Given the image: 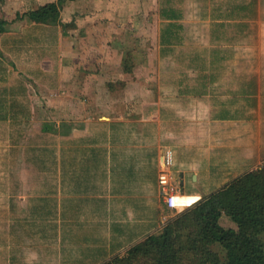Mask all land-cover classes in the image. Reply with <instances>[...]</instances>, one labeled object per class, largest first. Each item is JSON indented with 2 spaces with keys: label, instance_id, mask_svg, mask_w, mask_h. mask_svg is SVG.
Returning <instances> with one entry per match:
<instances>
[{
  "label": "crops",
  "instance_id": "obj_1",
  "mask_svg": "<svg viewBox=\"0 0 264 264\" xmlns=\"http://www.w3.org/2000/svg\"><path fill=\"white\" fill-rule=\"evenodd\" d=\"M60 1L58 25L23 18ZM189 17L225 49L221 99L161 72ZM0 21V264H106L160 232L167 150L183 208L264 165V0H0Z\"/></svg>",
  "mask_w": 264,
  "mask_h": 264
},
{
  "label": "trees",
  "instance_id": "obj_2",
  "mask_svg": "<svg viewBox=\"0 0 264 264\" xmlns=\"http://www.w3.org/2000/svg\"><path fill=\"white\" fill-rule=\"evenodd\" d=\"M61 8L60 1L23 18L60 24ZM7 24L0 21V33ZM223 216L237 228L222 227ZM186 248L195 253L193 264H264V165L202 198L160 232L132 247L127 256L106 264H180L183 257L179 254ZM213 248H220L224 257Z\"/></svg>",
  "mask_w": 264,
  "mask_h": 264
},
{
  "label": "rangeland",
  "instance_id": "obj_3",
  "mask_svg": "<svg viewBox=\"0 0 264 264\" xmlns=\"http://www.w3.org/2000/svg\"><path fill=\"white\" fill-rule=\"evenodd\" d=\"M185 20L186 22L184 24L179 22V24H182L181 26H183V28L180 30L178 29L177 34H173L171 38H167L165 40L166 43L162 47L161 55L162 57H165L166 60L161 66V72L167 75L165 81L166 83L175 84V86H177L180 81V86L182 88H193L197 94L203 92L205 88L211 90V86H214L218 99H221L223 88L221 81L223 74H228V67L222 66L221 60H217L213 63V59L209 58V55L213 52L217 58H221L222 52L225 51V49H223L221 41L215 43V48H213V43L206 46L208 39L206 33L207 26L203 23V21H205L204 18L189 17ZM166 25L167 22H163L161 27L163 26V29L167 28ZM141 35L142 34H139V36ZM252 37V33H247L244 38L249 41ZM195 55L197 57L194 59L193 57ZM191 58H193L194 61H192V63L194 64H190ZM129 61L130 63H127L128 69L132 66L130 58ZM210 78L215 80V83L211 86L209 82L206 81ZM253 82L252 79L246 78V86L249 91L254 89L253 85H251ZM206 84H208V86H206ZM1 170L2 168L0 167V178H2ZM189 208L190 207H181L178 212H175L171 220L177 219L181 214L187 212ZM221 225L225 229L237 228L236 225L226 216L221 218ZM182 236L184 237L186 234H182ZM184 247L188 248V246ZM179 248L180 247H178V250ZM187 248L185 250H187ZM212 251L220 254L221 257H224V253L220 248H213ZM194 254L195 253L189 250L183 251L179 254L180 257H183L180 264H193L192 257H194ZM125 256H127V254L123 255L121 258H124Z\"/></svg>",
  "mask_w": 264,
  "mask_h": 264
},
{
  "label": "built area",
  "instance_id": "obj_4",
  "mask_svg": "<svg viewBox=\"0 0 264 264\" xmlns=\"http://www.w3.org/2000/svg\"><path fill=\"white\" fill-rule=\"evenodd\" d=\"M173 165V153L166 151L163 156V171L159 176V185L164 197L167 208L178 212L181 209L179 206L178 198L181 196L179 188L173 183L172 177L169 174L170 168Z\"/></svg>",
  "mask_w": 264,
  "mask_h": 264
}]
</instances>
